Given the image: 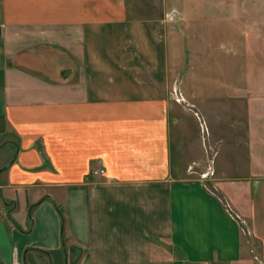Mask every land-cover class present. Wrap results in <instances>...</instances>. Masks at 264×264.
<instances>
[{"label":"crops","instance_id":"0c3cea01","mask_svg":"<svg viewBox=\"0 0 264 264\" xmlns=\"http://www.w3.org/2000/svg\"><path fill=\"white\" fill-rule=\"evenodd\" d=\"M159 1L145 17L128 0H0V264H264V91L233 102L226 132L230 108L210 124L174 102L180 52L206 41L189 17L206 16ZM217 5L264 51V0Z\"/></svg>","mask_w":264,"mask_h":264},{"label":"rangeland","instance_id":"374dc122","mask_svg":"<svg viewBox=\"0 0 264 264\" xmlns=\"http://www.w3.org/2000/svg\"><path fill=\"white\" fill-rule=\"evenodd\" d=\"M194 1V3L188 1L186 3L187 7L193 5L199 8L198 6H200L206 17H189L191 19H189V22L191 23L190 25L196 24V26H198L197 28H199L198 30L200 31L197 33V38L199 40L200 35L206 33V41L200 49L196 47L197 50H195L192 44L184 45V49L180 54H182V62H185V66L187 67L186 74L183 77L185 86H180V84L176 82L175 84L173 83L171 87V97L177 104L192 109L194 106L198 107L201 105L208 109L211 108L215 114H210V124L214 118H223L220 116L222 111L229 110L230 108L229 111H224L227 113L224 116L225 121L222 123L223 130L225 131L230 129L232 123L235 124V114H233V112L236 111V107L240 104L233 102H247L246 92L250 93L253 89L264 91V51L258 50V47H256L255 50L242 48V45H245L246 42L242 38L241 31L233 34L230 25L231 23L228 18L230 17V13L229 15H224L225 17H223L222 20L218 18L216 20L214 19L215 1L218 4V8L219 0ZM160 5L159 0H128V6L136 16L148 17L150 15H156L160 12ZM190 13H192V11ZM169 22H173V20H169ZM203 40H205V38ZM187 42H191L190 38ZM178 57H180L179 54L176 55V58ZM181 90H184L186 94L190 93L197 98L185 100L181 94ZM237 94H239L240 99L232 100V97ZM218 95H225L227 98L224 100L219 99V102L208 100L210 98L207 96L215 97ZM200 97L201 100L198 99ZM205 98H207V102ZM242 99L246 100L244 101ZM198 117V115L195 116L196 123H199L200 125L198 128H200L199 130L201 131V134H206L208 137V130H206L207 123L205 125L203 120H200ZM205 144L208 147V155L210 158L213 149L209 148L207 140L206 143L204 141V145ZM210 161L211 160L209 159L207 162V168L200 174L201 180L205 182H210L212 179L207 175L208 172H210ZM0 183L2 184V181H0ZM2 195L6 197L3 191ZM5 205L9 207L6 210L7 215H5V218H8V213L11 207L7 203H5ZM0 215H2V212H0Z\"/></svg>","mask_w":264,"mask_h":264},{"label":"trees","instance_id":"16d2710c","mask_svg":"<svg viewBox=\"0 0 264 264\" xmlns=\"http://www.w3.org/2000/svg\"><path fill=\"white\" fill-rule=\"evenodd\" d=\"M35 206H33L32 208H34ZM31 208V209H32ZM56 211H57V213H58V216H59V218H60V223H61V232H62V234H63V232H64V226H65V218H64V215H63V211H62V209H60V208H58V207H56ZM30 214H31V210L29 211V217H30Z\"/></svg>","mask_w":264,"mask_h":264},{"label":"clouds","instance_id":"9594fccd","mask_svg":"<svg viewBox=\"0 0 264 264\" xmlns=\"http://www.w3.org/2000/svg\"><path fill=\"white\" fill-rule=\"evenodd\" d=\"M174 14H175V9H173L171 13L166 14V18L168 20H172L174 18Z\"/></svg>","mask_w":264,"mask_h":264},{"label":"built area","instance_id":"2783aa9c","mask_svg":"<svg viewBox=\"0 0 264 264\" xmlns=\"http://www.w3.org/2000/svg\"><path fill=\"white\" fill-rule=\"evenodd\" d=\"M99 173H100V174H103V173H104V171H103V170H100V171H99ZM207 175H208V174H207Z\"/></svg>","mask_w":264,"mask_h":264}]
</instances>
